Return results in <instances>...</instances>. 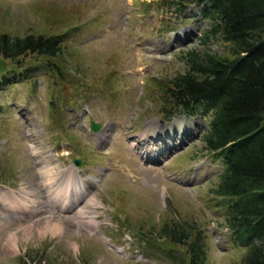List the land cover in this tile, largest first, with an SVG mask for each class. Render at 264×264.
Wrapping results in <instances>:
<instances>
[{"label": "rangeland", "instance_id": "obj_1", "mask_svg": "<svg viewBox=\"0 0 264 264\" xmlns=\"http://www.w3.org/2000/svg\"><path fill=\"white\" fill-rule=\"evenodd\" d=\"M177 2L0 0V34L64 39L54 59L61 76L45 65L24 77L23 66L43 59L26 55L19 67L0 57V264H173L167 254L185 248L159 237L164 224L197 228L204 264H242L246 246L230 237L227 209L211 191L222 165L204 149L210 117L180 112L163 121L161 88L184 71V51L230 57L222 39L202 43L209 23L201 5ZM182 129L183 141L173 142ZM145 149L160 158L145 162ZM45 165L71 167L94 193L60 210L44 181L56 173L41 176ZM9 191L35 202L9 209ZM81 210L90 228L74 218Z\"/></svg>", "mask_w": 264, "mask_h": 264}, {"label": "trees", "instance_id": "obj_2", "mask_svg": "<svg viewBox=\"0 0 264 264\" xmlns=\"http://www.w3.org/2000/svg\"><path fill=\"white\" fill-rule=\"evenodd\" d=\"M189 1L201 5L200 14L209 23L202 43L220 38L227 42L230 57L210 50L184 51V71L161 88L169 105L163 104L161 111L167 117L181 111L210 117L204 149L222 165L211 191L227 209L225 226L233 239L246 246L242 264H264V0ZM63 43V34H0V57L22 67L19 58L37 56L42 62L23 66L24 77L45 65L61 76L54 59ZM158 234L185 248L167 254L173 264L205 263L204 237L197 228L164 224Z\"/></svg>", "mask_w": 264, "mask_h": 264}, {"label": "bare ground", "instance_id": "obj_3", "mask_svg": "<svg viewBox=\"0 0 264 264\" xmlns=\"http://www.w3.org/2000/svg\"><path fill=\"white\" fill-rule=\"evenodd\" d=\"M188 125V124H187ZM190 126V125H189ZM171 134L172 139L175 142V139L177 138L179 142L183 141V135H185L184 130H180L179 132ZM181 134V135H180ZM178 142V143H179ZM174 145V143L172 144ZM170 146V145H169ZM55 170V171H54ZM56 173L55 176L48 177L45 181V188L48 192V196L57 204L60 210L65 209L66 206L71 205V201L74 202L80 195V193H85V183L80 180L79 182L74 177V171L70 167L66 170H60L59 172H56L55 167L45 165L41 168L40 174L41 176H49L51 173ZM73 191V193H71ZM16 201H15V200ZM24 201L21 202V200L14 194L13 191H9L7 193L3 194L2 200L3 203L10 209L14 208L15 206H18L21 209L28 210L29 205L35 200L31 199L28 194H24V198H22ZM26 199V200H25ZM92 202H97L93 198H91ZM26 202V203H23ZM71 209V208H70ZM53 218L57 219L58 216H54ZM74 218L80 222L81 224L86 225L87 227H91L93 225L91 220L84 221V213L83 210L80 212L74 214ZM48 221H52L50 217L47 218ZM30 226V225H29ZM16 235L14 233H11L7 236L6 241L11 244V247L13 249L12 244L14 245L16 242Z\"/></svg>", "mask_w": 264, "mask_h": 264}, {"label": "water", "instance_id": "obj_4", "mask_svg": "<svg viewBox=\"0 0 264 264\" xmlns=\"http://www.w3.org/2000/svg\"><path fill=\"white\" fill-rule=\"evenodd\" d=\"M93 127H94V128H97V125H94V124H93ZM74 162H75L76 164H78V163H79V160H76V159H75Z\"/></svg>", "mask_w": 264, "mask_h": 264}]
</instances>
